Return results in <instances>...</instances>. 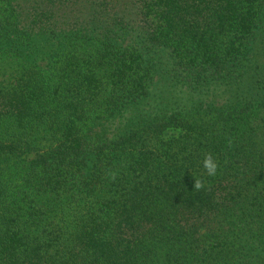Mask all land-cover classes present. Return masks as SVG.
<instances>
[{
	"label": "trees",
	"instance_id": "trees-1",
	"mask_svg": "<svg viewBox=\"0 0 264 264\" xmlns=\"http://www.w3.org/2000/svg\"><path fill=\"white\" fill-rule=\"evenodd\" d=\"M216 211L202 264H264V0H0V264H152Z\"/></svg>",
	"mask_w": 264,
	"mask_h": 264
},
{
	"label": "rangeland",
	"instance_id": "rangeland-1",
	"mask_svg": "<svg viewBox=\"0 0 264 264\" xmlns=\"http://www.w3.org/2000/svg\"><path fill=\"white\" fill-rule=\"evenodd\" d=\"M83 10L85 12V9ZM229 201H231V203L233 202L232 200ZM241 211L242 210L238 208L235 214ZM239 215L243 216L242 213ZM227 217L233 220L232 215H230L228 211L226 215L222 214L221 211H216L212 215L208 213L191 216L189 212H186L183 216L184 220L190 219L191 221H196V224L199 223L198 231L197 233H194V238L197 240L194 241V245H190L186 239L189 234L179 236L178 239L169 237H151L145 242V248L143 249L144 257H146L152 264H202L206 260H209L207 258H213L215 251H219L221 249L220 246L224 245L225 240H213L210 237V233L212 234L216 228H219V223H221L222 226V220ZM236 218L239 217L237 216ZM231 233H233L232 230L230 234ZM163 234L169 235L170 233L167 231ZM228 249L230 252L235 251L231 250V247H228ZM144 261V259L139 260V264H144Z\"/></svg>",
	"mask_w": 264,
	"mask_h": 264
},
{
	"label": "clouds",
	"instance_id": "clouds-1",
	"mask_svg": "<svg viewBox=\"0 0 264 264\" xmlns=\"http://www.w3.org/2000/svg\"><path fill=\"white\" fill-rule=\"evenodd\" d=\"M203 166L207 170V173H208L209 176H213V175L216 174L218 165H217V162L214 160V158L211 156V154L207 155L204 158ZM194 187L197 188V189L202 187L201 182L199 180H196Z\"/></svg>",
	"mask_w": 264,
	"mask_h": 264
}]
</instances>
